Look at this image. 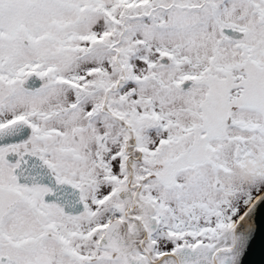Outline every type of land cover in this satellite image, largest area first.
<instances>
[{"label": "snow or ice", "instance_id": "6c2138e0", "mask_svg": "<svg viewBox=\"0 0 264 264\" xmlns=\"http://www.w3.org/2000/svg\"><path fill=\"white\" fill-rule=\"evenodd\" d=\"M0 264H264V0H0Z\"/></svg>", "mask_w": 264, "mask_h": 264}, {"label": "water", "instance_id": "95a60500", "mask_svg": "<svg viewBox=\"0 0 264 264\" xmlns=\"http://www.w3.org/2000/svg\"><path fill=\"white\" fill-rule=\"evenodd\" d=\"M257 221H258V223H259V221H260L259 216H258V218H257ZM254 257L257 258V259L259 258L258 245H257L256 248L254 249Z\"/></svg>", "mask_w": 264, "mask_h": 264}]
</instances>
